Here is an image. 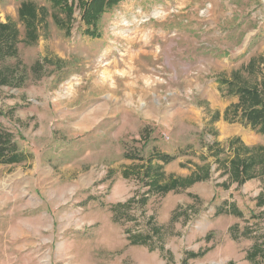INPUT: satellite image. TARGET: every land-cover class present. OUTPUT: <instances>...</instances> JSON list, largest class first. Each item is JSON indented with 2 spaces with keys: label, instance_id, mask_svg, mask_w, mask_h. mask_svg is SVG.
<instances>
[{
  "label": "rangeland",
  "instance_id": "374dc122",
  "mask_svg": "<svg viewBox=\"0 0 264 264\" xmlns=\"http://www.w3.org/2000/svg\"><path fill=\"white\" fill-rule=\"evenodd\" d=\"M23 2L49 6L0 1L20 34L0 59V133L22 153L0 162V264H264V171L239 183L223 163L235 138L264 152V130L230 121L223 83L264 95V0H125L96 37L79 10L68 33L48 9L32 43ZM151 158L209 177L115 213L148 193Z\"/></svg>",
  "mask_w": 264,
  "mask_h": 264
},
{
  "label": "trees",
  "instance_id": "16d2710c",
  "mask_svg": "<svg viewBox=\"0 0 264 264\" xmlns=\"http://www.w3.org/2000/svg\"><path fill=\"white\" fill-rule=\"evenodd\" d=\"M1 1V0H0ZM49 6H42L38 8L33 2H23L19 8V18L27 31V42H35L38 39L39 31L37 32V23H39V13H46L48 9H52L53 17L56 23L65 28L66 32H70L72 21L75 12L79 10L82 24L85 26V33L90 36H99V25L102 16L109 10L119 5L125 0H47ZM41 10V11H39ZM64 15L65 18L62 17ZM65 19L68 20L66 23ZM19 28L15 23L0 21V59L7 57L18 56L17 44L19 42ZM233 94L238 97V102L231 107L234 115L229 118L230 121H243L245 125L252 128L264 130V95L258 87L242 85L238 80H226L223 82ZM227 111V115L229 113ZM226 116V113H225ZM233 143H239L238 151L228 163L225 165L226 173L229 174L231 180L243 183L248 179L255 177L257 173L256 167L264 171V157L257 160L255 156H263V149L261 152L257 151L253 154L243 155L246 150H250L245 144L239 142L238 138L233 140ZM213 150L214 147L210 146ZM254 149V148H253ZM237 151V152H238ZM217 150L213 151L215 154ZM22 153L15 147L13 141L10 140L9 134L0 133V162L14 163L21 160ZM159 159L166 163L174 160L176 157L170 154H158L154 159ZM256 169V170H255ZM203 173V174H202ZM199 172H193L186 177L175 175H166L163 173V165L155 164L153 158L149 159L147 164L143 165L140 172V179L149 186L147 194L140 199H131L127 202H119L113 206L115 213H120L126 209L131 208L136 202L144 204L150 196L157 194H166L170 191H178L186 188L197 181H201L209 177V169ZM236 214L240 213L237 208L226 209L222 207L219 213L225 212ZM238 212V213H237ZM134 242H136L134 240ZM190 255L196 256L198 253L190 252Z\"/></svg>",
  "mask_w": 264,
  "mask_h": 264
}]
</instances>
